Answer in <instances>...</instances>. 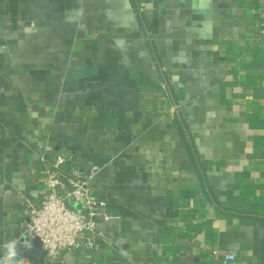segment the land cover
Returning <instances> with one entry per match:
<instances>
[{
  "label": "crops",
  "instance_id": "0c3cea01",
  "mask_svg": "<svg viewBox=\"0 0 264 264\" xmlns=\"http://www.w3.org/2000/svg\"><path fill=\"white\" fill-rule=\"evenodd\" d=\"M44 159L110 219L42 264H264V0H0V255Z\"/></svg>",
  "mask_w": 264,
  "mask_h": 264
},
{
  "label": "built area",
  "instance_id": "2783aa9c",
  "mask_svg": "<svg viewBox=\"0 0 264 264\" xmlns=\"http://www.w3.org/2000/svg\"><path fill=\"white\" fill-rule=\"evenodd\" d=\"M44 161V196L38 202L28 203L23 237H38L48 262H54L63 251L96 249L104 235L97 220L99 217L110 219L104 212L107 199L96 185L103 168L92 165L83 172L70 174L62 167L63 159ZM67 201L74 208L68 207ZM223 259L230 263L235 255L228 253Z\"/></svg>",
  "mask_w": 264,
  "mask_h": 264
},
{
  "label": "water",
  "instance_id": "95a60500",
  "mask_svg": "<svg viewBox=\"0 0 264 264\" xmlns=\"http://www.w3.org/2000/svg\"><path fill=\"white\" fill-rule=\"evenodd\" d=\"M66 203L68 207L74 208L69 201ZM17 248L20 249L31 261L41 264L45 262L46 251L42 246V241L38 237L31 240L24 237L19 243H17Z\"/></svg>",
  "mask_w": 264,
  "mask_h": 264
},
{
  "label": "clouds",
  "instance_id": "9594fccd",
  "mask_svg": "<svg viewBox=\"0 0 264 264\" xmlns=\"http://www.w3.org/2000/svg\"><path fill=\"white\" fill-rule=\"evenodd\" d=\"M3 249V255H0V264H15L17 257V242L10 240L7 244L3 245Z\"/></svg>",
  "mask_w": 264,
  "mask_h": 264
}]
</instances>
